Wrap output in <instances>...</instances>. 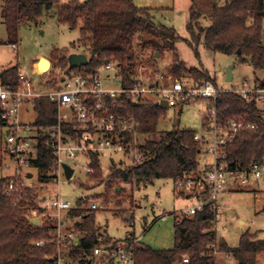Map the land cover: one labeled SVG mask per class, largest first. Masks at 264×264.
<instances>
[{"label":"trees","instance_id":"obj_1","mask_svg":"<svg viewBox=\"0 0 264 264\" xmlns=\"http://www.w3.org/2000/svg\"><path fill=\"white\" fill-rule=\"evenodd\" d=\"M151 12L150 9L136 7L132 0H2L1 6L8 38L13 41L11 45H15L22 24L39 25L40 21L55 17L58 23L72 30L78 29L79 38L70 47L86 48L90 59L83 69L87 72L112 61L118 63L127 75L143 63L140 57L147 56L150 61H155L158 59L156 54L165 53L171 62L174 78L187 74L194 82L212 81L200 71L185 67L176 49L179 40L176 31L155 22ZM188 12L189 46L201 43L208 50L236 55L242 63L249 62L254 71H264V0H190ZM203 20L209 25L203 26ZM69 54L67 49H54L49 60L65 70ZM18 72L16 66L1 72V83L14 86ZM255 81L259 82L258 79ZM259 84L264 87L263 82ZM34 108L37 127L54 123L55 106L48 99L36 102ZM216 108L222 119L242 118L257 126V129L240 132L227 145L228 162L248 165L262 159L264 122L257 104L247 103L235 93L224 92L218 96ZM127 109L140 123V134L156 133L164 109L147 100L129 103ZM178 125L179 122H176L171 130L140 146L143 158L140 163L125 168L112 164L106 177L107 191H111L115 184L132 185L135 182L136 186H146L156 179L175 180L201 173L203 169L197 160L201 145L194 139L197 131L179 129ZM43 142L40 139L38 159L30 166L38 170L40 182L46 184V173L53 156ZM89 157V166L94 172L92 178H99L100 156L90 154ZM6 183V179H0V264H55L57 247L50 233L54 227L47 224L37 227L30 223L28 217L36 205L33 191L28 187H18L17 193L7 196L3 190ZM14 198L18 200L16 204ZM36 210L38 214L42 213V210ZM87 211L81 207L79 200L76 207L66 214L67 219H77L72 226L80 235L78 247H70L68 258L80 264H90L88 258L92 250L110 242L108 239L98 240L100 228L95 224V214ZM174 217L173 247L155 250L136 246L132 251L131 264H184V258L188 259L186 264H214L213 258L207 255V246L216 240L211 230L212 212L205 209L193 217ZM41 241L44 245L37 246L36 243ZM218 247L220 253L230 254L237 264H256L257 255L264 252V240H256L246 232L240 237L237 247L230 248L222 240L218 242Z\"/></svg>","mask_w":264,"mask_h":264},{"label":"rangeland","instance_id":"obj_2","mask_svg":"<svg viewBox=\"0 0 264 264\" xmlns=\"http://www.w3.org/2000/svg\"><path fill=\"white\" fill-rule=\"evenodd\" d=\"M66 1L61 0V2ZM132 2L138 8L150 9L155 22L176 31L179 37L176 49L180 61L187 69H196L209 77L217 88L229 91L236 88H247L256 83L259 84V82L264 83V71H254L249 62L242 63L236 55L229 56L208 50L201 43L194 47L189 46L190 36L187 31V23L190 0H132ZM1 6L2 0H0V73L16 66L19 71L29 75L33 63L38 57L42 56L51 60V52L54 49H67L70 54H84L88 60L90 59L85 47L78 46L73 49L70 47L79 38L78 29L72 30L67 25L58 23L55 17L42 20L39 25L24 23L19 26L14 42L17 48L14 49L11 45L13 41L10 42L1 17ZM202 25L208 26L209 22L203 20ZM157 57L158 59L155 61H150L147 56L140 57V59L144 60L143 63L147 65L148 72L153 76L155 74H172L171 62L166 54L155 55V58ZM230 66L233 67L232 81L228 83L226 82V70ZM74 70L79 72L81 69ZM63 71L64 69L53 62V72L50 75L44 74L42 80L54 83ZM177 79L189 83L192 81L187 74ZM256 79L259 82H256ZM211 104L209 100H199L193 101L183 108L162 109L156 133L140 134L138 132L124 155L103 154L100 156L101 176L99 178H92L94 172L86 176L87 161L82 159L75 167L74 175L70 181L61 177L59 183L52 184L51 181H48L43 184L39 180L40 173L33 167H28L25 171L22 170L23 174H21L13 169L6 170L1 164L0 179L7 181L13 179L17 182V189L18 187H28L33 191L36 205L35 210H30L29 220L38 219L37 227L45 224L54 227L50 233L54 237L53 241L56 244L57 252L61 251L62 253V264H80L77 260L69 259L67 254L77 236L80 235L72 226L77 219L66 218L69 210L58 212L47 204L46 200L58 197L75 207L81 200V207L87 209V213L91 212L89 211L91 202H103L102 209L91 212L95 214V224L100 228L98 234L100 242L108 238L111 243L122 242L126 238H136L138 247H149L155 250L170 249L174 242V215L180 219L186 216L184 210L192 206L193 201L183 195H178L174 188V180L171 179H156L146 186L143 184L136 186L135 182L132 185L119 184V186L115 184L114 188L108 192L105 187L106 177L112 164L125 168L140 163L138 158L142 154L139 147L147 141L159 138L162 132L171 130L176 122H179V129L197 131L199 135H204L209 141L210 136L204 131L203 119ZM257 107L264 122V106L257 105ZM20 118L22 122L30 124L33 122L35 114L33 111H28L26 114L21 111ZM205 150V146H201L197 157L201 169H204L211 160ZM25 173L31 174L32 177L28 178ZM14 174L16 178L13 176ZM115 189L118 190L115 191ZM17 191L14 190L8 196L17 193ZM15 198L13 199L14 204L18 202ZM218 204L223 214L216 223L217 242L222 240L228 247L235 248L239 245L240 237L246 232L252 234L256 240H264V181H256L243 189H238L235 183L228 181L224 190L218 195ZM36 209L42 210V213L38 214ZM59 223L61 234L58 236ZM69 235H72L71 241ZM60 237L64 238L61 245L58 243ZM41 242L44 245V242ZM217 264L237 263L233 259L228 260L224 254H221ZM256 264H264V252L257 255Z\"/></svg>","mask_w":264,"mask_h":264},{"label":"built area","instance_id":"obj_3","mask_svg":"<svg viewBox=\"0 0 264 264\" xmlns=\"http://www.w3.org/2000/svg\"><path fill=\"white\" fill-rule=\"evenodd\" d=\"M12 47L17 48L16 45ZM35 64L39 67L38 59ZM51 64L47 73L53 70ZM86 66L79 67L82 69L79 72L68 66L54 83L43 82L44 74L35 73L33 67L29 75L19 71L14 86L0 82V164L4 169L23 174L22 170L31 167L32 162L38 159L40 139H43L53 156L46 173L47 181L56 184L61 177L66 179L65 166L73 169L74 175V169L82 159L87 161L85 174L89 176L93 173L89 166L90 154L124 155L138 133L140 123L128 111L129 103L148 100L158 104L165 101L171 109L183 108L193 101L209 100L212 104L205 112L203 127L210 140L198 133L194 139L205 146L211 157L210 163L197 175H185L174 180L178 195L190 198L194 203L184 210L186 216L193 217L208 209L213 214L211 230L215 233L216 223L223 214L218 195L226 183L231 181L238 189H243L256 181H264V156L248 165L229 163L225 151L237 134L257 129L256 124L242 118L222 119L216 108V100L224 92L235 93L247 103L264 106V87L260 84L224 91L211 81L189 83L174 78L172 74L153 76L144 63L138 64L127 75L118 63L112 61L100 64L92 72L84 70ZM42 99H48L55 106V121L52 125L37 127L34 105ZM21 111L25 114L33 111V122H22ZM142 159V156L138 158ZM25 174L28 177L29 173ZM73 175L66 180L70 181ZM13 176L16 178L15 174ZM16 183L13 179L7 181L4 194L8 196L17 190ZM46 201L58 212L75 207L59 197ZM102 208L101 201L89 204L91 212ZM60 226L59 223L58 236L61 234ZM69 237L71 241L72 235ZM63 240L60 237L58 243L61 245ZM36 245L43 246V243ZM71 246L76 248L78 244L74 242ZM136 246V239L114 246H97L88 261L90 264H131L132 251ZM221 254L217 239L207 246V255L213 258L214 264ZM224 257L232 259L227 253ZM62 261V253L58 251L55 264H62ZM183 263H188V259L184 258Z\"/></svg>","mask_w":264,"mask_h":264},{"label":"water","instance_id":"obj_4","mask_svg":"<svg viewBox=\"0 0 264 264\" xmlns=\"http://www.w3.org/2000/svg\"><path fill=\"white\" fill-rule=\"evenodd\" d=\"M238 54L240 53V51L237 52ZM157 56V54H156ZM67 63L70 69L73 68H79V67H83L86 66L88 64V60L87 57L84 54H77V53H71L68 55L67 57ZM50 67V62L46 59V58H41L39 60V68L41 69H48ZM232 66L228 67L226 70V82L230 83L232 81ZM161 109L167 110L168 106L167 103L165 101H161L157 104ZM65 175H66V179L69 180L71 178V176L73 175V169H71L69 166H65ZM32 175L29 174L28 178H31ZM30 223L38 226L39 225V220H30Z\"/></svg>","mask_w":264,"mask_h":264},{"label":"bare ground","instance_id":"obj_5","mask_svg":"<svg viewBox=\"0 0 264 264\" xmlns=\"http://www.w3.org/2000/svg\"><path fill=\"white\" fill-rule=\"evenodd\" d=\"M48 61L50 62V67L48 69H41V68L38 67L37 64L33 63L32 67H33L34 72L37 73V74H46L50 70L51 65H52L51 61L50 60H48Z\"/></svg>","mask_w":264,"mask_h":264},{"label":"crops","instance_id":"obj_6","mask_svg":"<svg viewBox=\"0 0 264 264\" xmlns=\"http://www.w3.org/2000/svg\"><path fill=\"white\" fill-rule=\"evenodd\" d=\"M41 58H43V57H42V56H39V57H38V60H40ZM0 77H1V74H0ZM253 185H254V184H253ZM117 190H118V189H115V191H117ZM99 238H100V237H99ZM79 239H80V236H77V239L74 241V242H75L76 244H78V245H79ZM108 239H109V238H108ZM126 239H128V238H126ZM126 239H125V240H126ZM135 239H136V238H135ZM109 240H110V239H109ZM125 240H123L122 242H124ZM136 240H137V244H138V239H136ZM114 243H116V242H112V243H111V240H110V242H109L108 244H109V246H110V245H112V244H114ZM117 243H121V242L118 241ZM69 259H70V258H69ZM71 260H72V259H71Z\"/></svg>","mask_w":264,"mask_h":264}]
</instances>
